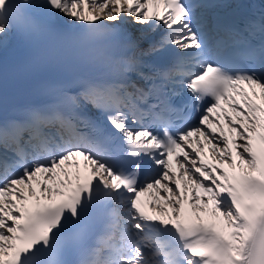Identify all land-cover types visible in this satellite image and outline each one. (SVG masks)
<instances>
[{"label":"snow or ice","instance_id":"6c2138e0","mask_svg":"<svg viewBox=\"0 0 264 264\" xmlns=\"http://www.w3.org/2000/svg\"><path fill=\"white\" fill-rule=\"evenodd\" d=\"M13 33L0 264H264V0H0Z\"/></svg>","mask_w":264,"mask_h":264},{"label":"bare ground","instance_id":"6f19581e","mask_svg":"<svg viewBox=\"0 0 264 264\" xmlns=\"http://www.w3.org/2000/svg\"><path fill=\"white\" fill-rule=\"evenodd\" d=\"M126 26L129 28V30H131V31H135L134 29L135 28H137V27H139V25L138 26H134V25H131V24H126Z\"/></svg>","mask_w":264,"mask_h":264}]
</instances>
